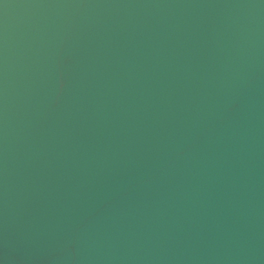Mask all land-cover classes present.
<instances>
[{
	"label": "water",
	"instance_id": "95a60500",
	"mask_svg": "<svg viewBox=\"0 0 264 264\" xmlns=\"http://www.w3.org/2000/svg\"><path fill=\"white\" fill-rule=\"evenodd\" d=\"M0 264H264V0H0Z\"/></svg>",
	"mask_w": 264,
	"mask_h": 264
}]
</instances>
